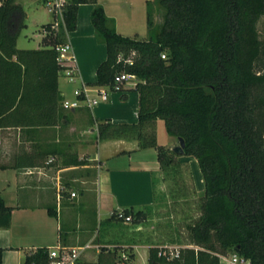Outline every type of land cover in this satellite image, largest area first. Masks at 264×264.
<instances>
[{
  "label": "trees",
  "instance_id": "16d2710c",
  "mask_svg": "<svg viewBox=\"0 0 264 264\" xmlns=\"http://www.w3.org/2000/svg\"><path fill=\"white\" fill-rule=\"evenodd\" d=\"M82 3L92 5L90 21L106 49L94 84L112 88L120 72L137 79V121L98 122L97 138L155 148L162 170L178 156L193 157L203 180L200 213L187 225L185 245L191 247L180 248L173 259L150 247L147 264H218L216 254L228 252L264 264V40L257 31L264 0H153L161 14L157 24L147 1L146 40L118 34L96 0H70L64 25L53 31L44 24L42 48L36 50L16 47L26 14L17 0H1L0 125L50 119L59 100L54 46L75 29ZM157 120L167 136L183 139L182 154L146 132ZM11 211L0 196V227L9 225ZM122 211L130 223L146 217L141 209ZM46 262L47 248H38L22 264Z\"/></svg>",
  "mask_w": 264,
  "mask_h": 264
},
{
  "label": "crops",
  "instance_id": "0c3cea01",
  "mask_svg": "<svg viewBox=\"0 0 264 264\" xmlns=\"http://www.w3.org/2000/svg\"><path fill=\"white\" fill-rule=\"evenodd\" d=\"M147 1L142 0L145 5ZM91 8L90 3L78 5L76 27L67 40L76 63L74 83L94 89L96 68L106 58V49L95 36ZM49 20L39 23L34 47H20L18 39L16 47L41 49L43 25ZM61 77L58 72L59 100L50 119L0 125V196L12 209L9 225L0 227V264H22L25 255L38 248L86 243L92 247L80 254V264H119L127 253L123 247L130 250L125 264H146L147 252L120 229L126 222L121 224L110 216L117 210L137 211L153 203V178L160 171L156 150L139 148L136 140L97 138L98 122L137 121L138 93L130 86L123 92H110L106 102L92 107L82 102L68 109L62 101L73 94L59 81ZM171 139L167 136L166 144ZM148 150L152 153L147 154ZM123 158L127 164L108 165ZM75 159L78 164L70 163ZM71 192L75 195L70 196ZM102 212L108 217L102 219Z\"/></svg>",
  "mask_w": 264,
  "mask_h": 264
},
{
  "label": "rangeland",
  "instance_id": "374dc122",
  "mask_svg": "<svg viewBox=\"0 0 264 264\" xmlns=\"http://www.w3.org/2000/svg\"><path fill=\"white\" fill-rule=\"evenodd\" d=\"M17 2L22 5L26 14V25L18 36V45L27 48L34 47L38 37L39 23L46 22L50 17L44 10L42 0H17ZM150 2L153 21L157 24L161 20V14L154 6L153 0H150ZM97 3L103 4L108 16L114 18L115 31L118 34L136 37L141 40L148 38L145 2L143 3L142 0H97ZM257 31L259 37L264 40V16L260 17L257 22ZM58 37L64 39L66 35L61 32ZM59 81L65 85L70 94H72L74 88L79 87L77 83H67L63 77ZM146 132H155L157 143L166 150H171L173 146L178 145L175 137L171 139L170 144H166L167 135L161 120H157L152 126H148ZM145 152L147 154L152 153L150 150ZM191 160L190 157L178 156L175 158L176 164L174 166H169L164 170L160 169L153 178L154 201L151 205L141 209L145 212L146 217L130 225L121 223L120 229L126 230L130 240L134 241L136 245H140L141 250L147 252V256L149 248L153 246L178 247L187 243V225L194 221L200 213L199 203L203 192V180L200 170L194 159L198 176L192 172ZM117 164L125 165L127 160L123 158L111 160L108 163L111 166ZM199 181L201 182V188H199ZM101 214L102 219L108 217L107 213L102 212ZM123 248L127 250L125 251L127 253L123 260L118 261L119 264H125L129 261L128 253L130 250L126 247Z\"/></svg>",
  "mask_w": 264,
  "mask_h": 264
},
{
  "label": "built area",
  "instance_id": "2783aa9c",
  "mask_svg": "<svg viewBox=\"0 0 264 264\" xmlns=\"http://www.w3.org/2000/svg\"><path fill=\"white\" fill-rule=\"evenodd\" d=\"M1 3V0H0ZM42 4L45 12L49 15L48 21L49 28L53 31H57L60 26L64 25V12L66 7L70 4V0H42ZM56 52V62L59 66V73L69 83L76 81V63L75 57L72 52L70 43L65 41L64 43L54 46ZM161 57H164L161 55ZM127 63H131L130 60H126ZM137 83V79L134 75L126 72H120L114 76L112 88L99 87L92 89L86 84H82L78 88H74L72 91L73 98L64 99L62 106L65 108H76L80 103L92 107L101 102H106L109 98L110 92H123L130 86L134 87ZM94 90V91H93ZM92 91L94 92L92 94ZM53 158H50L48 162H51ZM74 192L70 193V196H74ZM116 219H122L123 222L130 223L131 217L125 216L122 210L112 212ZM90 243H86L78 247H65L62 245H56L47 248V262L46 264H76L80 254L91 248ZM182 247H191L190 245L168 247L163 245L158 247V256H164L167 259H173L178 257L179 249ZM218 258V264H252L251 261L236 253L228 252L225 254H216Z\"/></svg>",
  "mask_w": 264,
  "mask_h": 264
},
{
  "label": "water",
  "instance_id": "95a60500",
  "mask_svg": "<svg viewBox=\"0 0 264 264\" xmlns=\"http://www.w3.org/2000/svg\"><path fill=\"white\" fill-rule=\"evenodd\" d=\"M177 141H178V145L173 146L172 151L175 152L176 154H182L183 147H184V141L181 137H178ZM76 264H80V263L77 262Z\"/></svg>",
  "mask_w": 264,
  "mask_h": 264
},
{
  "label": "bare ground",
  "instance_id": "6f19581e",
  "mask_svg": "<svg viewBox=\"0 0 264 264\" xmlns=\"http://www.w3.org/2000/svg\"><path fill=\"white\" fill-rule=\"evenodd\" d=\"M195 164H196V163L193 161V162L191 163V166H192V169H194V171L197 173V172H198V169H197V167H196ZM194 171H193V173H194Z\"/></svg>",
  "mask_w": 264,
  "mask_h": 264
}]
</instances>
